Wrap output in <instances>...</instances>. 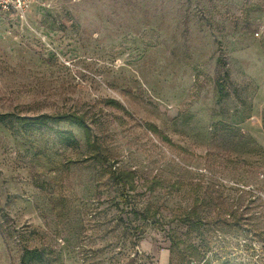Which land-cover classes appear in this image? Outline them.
<instances>
[{
    "label": "rangeland",
    "instance_id": "1",
    "mask_svg": "<svg viewBox=\"0 0 264 264\" xmlns=\"http://www.w3.org/2000/svg\"><path fill=\"white\" fill-rule=\"evenodd\" d=\"M29 1L0 12V264H257L264 0Z\"/></svg>",
    "mask_w": 264,
    "mask_h": 264
},
{
    "label": "trees",
    "instance_id": "2",
    "mask_svg": "<svg viewBox=\"0 0 264 264\" xmlns=\"http://www.w3.org/2000/svg\"><path fill=\"white\" fill-rule=\"evenodd\" d=\"M9 115H11V114H0V121ZM45 119L59 121V122L60 121H66V122L74 123L77 126L82 127L85 131L86 140H87V143L89 144V147H93V148L95 147V141L93 140L92 132H91L89 126L86 124L83 116L78 115L76 113H70V114H66V115H51V116L45 117ZM19 120L25 124H34V123H41L42 124V123H44V120H42V119H34V118H28V117L19 118ZM152 129L155 132H159L155 126H152ZM70 135L73 137V134L70 133ZM97 155H98V153H97ZM132 174H133L132 171L119 170L117 178L123 185H125V186L129 185L132 187L133 186ZM29 256H30V252H29Z\"/></svg>",
    "mask_w": 264,
    "mask_h": 264
},
{
    "label": "built area",
    "instance_id": "3",
    "mask_svg": "<svg viewBox=\"0 0 264 264\" xmlns=\"http://www.w3.org/2000/svg\"><path fill=\"white\" fill-rule=\"evenodd\" d=\"M31 3L29 0H0L1 13H15L21 22L27 20ZM254 260L257 264H264V249H257L254 254Z\"/></svg>",
    "mask_w": 264,
    "mask_h": 264
}]
</instances>
